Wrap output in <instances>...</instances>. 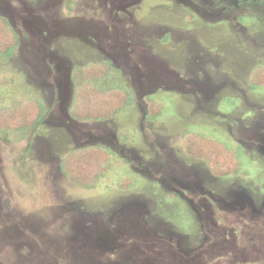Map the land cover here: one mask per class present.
Instances as JSON below:
<instances>
[{
    "label": "rangeland",
    "instance_id": "obj_1",
    "mask_svg": "<svg viewBox=\"0 0 264 264\" xmlns=\"http://www.w3.org/2000/svg\"><path fill=\"white\" fill-rule=\"evenodd\" d=\"M0 15L19 40L0 110L44 108L30 138L0 133V264H264V0H0ZM106 60L97 84L130 88L127 106L76 120L72 70ZM190 132L241 172L215 176ZM91 145L111 165L82 187L62 156Z\"/></svg>",
    "mask_w": 264,
    "mask_h": 264
},
{
    "label": "trees",
    "instance_id": "obj_2",
    "mask_svg": "<svg viewBox=\"0 0 264 264\" xmlns=\"http://www.w3.org/2000/svg\"><path fill=\"white\" fill-rule=\"evenodd\" d=\"M18 35L11 28L5 16L0 15V55L7 58L18 45ZM107 61V60H106ZM111 69L110 63L93 62L77 66L72 70L71 76L74 83L73 100L69 107L70 115L76 120H103L115 117L118 110L127 106L130 97V88L122 85V88H103L97 82ZM112 71V70H111ZM2 79L6 80L2 77ZM255 86L264 85L254 83ZM148 101V100H147ZM14 103V108L1 107L0 110V133L2 129L12 132V142L19 141L27 133L28 138L39 129L41 118L44 113L42 102L35 98ZM149 113L158 116L159 106L148 101ZM152 116L151 114L149 117ZM151 118V117H150ZM6 136V135H5ZM7 137V136H6ZM9 140V137H7ZM215 137H207L202 133L190 132L184 135V149L187 154L206 160L215 176L235 175L241 172L242 162L236 155V150L227 148L225 144L216 141ZM95 150L101 152L96 154ZM110 155L100 146H85L72 149L62 156V170L70 182L82 187H91L109 169ZM132 178L123 181L127 186Z\"/></svg>",
    "mask_w": 264,
    "mask_h": 264
},
{
    "label": "flooded vegetation",
    "instance_id": "obj_3",
    "mask_svg": "<svg viewBox=\"0 0 264 264\" xmlns=\"http://www.w3.org/2000/svg\"><path fill=\"white\" fill-rule=\"evenodd\" d=\"M247 229L248 230H245L244 233H246V234L249 233V232L251 233L253 231V226L252 227H247ZM257 243H258V240L255 242L253 239L251 240V238L249 237V244H250L251 250L256 248V244ZM261 247H262V251L264 252V246L261 245Z\"/></svg>",
    "mask_w": 264,
    "mask_h": 264
},
{
    "label": "crops",
    "instance_id": "obj_4",
    "mask_svg": "<svg viewBox=\"0 0 264 264\" xmlns=\"http://www.w3.org/2000/svg\"><path fill=\"white\" fill-rule=\"evenodd\" d=\"M9 55H10V54L7 55V58L9 57ZM7 58H6V59H7ZM72 100H73V97H72ZM72 100H71V103H72ZM71 103H70V105H71ZM69 107H70V106H69Z\"/></svg>",
    "mask_w": 264,
    "mask_h": 264
}]
</instances>
